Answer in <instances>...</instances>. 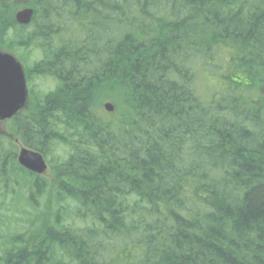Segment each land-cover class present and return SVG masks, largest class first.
<instances>
[{"label":"trees","instance_id":"trees-1","mask_svg":"<svg viewBox=\"0 0 264 264\" xmlns=\"http://www.w3.org/2000/svg\"><path fill=\"white\" fill-rule=\"evenodd\" d=\"M17 49L55 87L6 122L0 189L47 203L0 264H264V0H0ZM14 140L65 155L46 179Z\"/></svg>","mask_w":264,"mask_h":264},{"label":"rangeland","instance_id":"rangeland-1","mask_svg":"<svg viewBox=\"0 0 264 264\" xmlns=\"http://www.w3.org/2000/svg\"><path fill=\"white\" fill-rule=\"evenodd\" d=\"M47 42L50 43L51 40ZM12 54L17 56L21 60L25 68L28 65L31 66L30 63L33 59L38 58L37 53H35L34 55L32 53L27 54L19 49L12 52ZM226 66L227 61L225 60L218 65L219 69L221 70L225 69ZM194 74L195 84L199 89L198 92L205 90L206 86L209 89H212L210 90V92L217 94V92L222 91L225 87V83L219 84V89L217 90L216 80L218 81V79H214V77L210 76L209 73H205V70H202L201 68L194 69ZM213 76H215V72H213ZM30 86L35 95L43 96L54 89L55 82L48 77H36L30 82ZM104 101L109 102L110 99L106 98L102 102ZM3 132L6 138L7 128L4 124H0V133ZM7 146L8 145H6V147ZM17 150L18 147L16 149V152ZM64 155L65 153L62 148L55 147L46 160H51L54 162ZM47 168L49 167L47 166ZM10 184L11 185L9 187L0 189V250L6 247L9 241H11V243L14 242L11 237L23 234L31 224L33 227V222L35 221L37 214L44 210L47 203L44 196L42 201L38 200L39 204L35 206L37 207L36 209L31 208L28 202L29 200L27 189L24 187L26 186V182L21 178V175H15L12 178V182Z\"/></svg>","mask_w":264,"mask_h":264},{"label":"water","instance_id":"water-1","mask_svg":"<svg viewBox=\"0 0 264 264\" xmlns=\"http://www.w3.org/2000/svg\"><path fill=\"white\" fill-rule=\"evenodd\" d=\"M31 9H22L15 14V21L27 25L32 17ZM27 99V89L21 64L10 54L0 51V121L9 119L22 109ZM105 109L112 111L110 104ZM17 162L19 165L37 174L46 173V164L42 155L20 148Z\"/></svg>","mask_w":264,"mask_h":264},{"label":"bare ground","instance_id":"bare-ground-1","mask_svg":"<svg viewBox=\"0 0 264 264\" xmlns=\"http://www.w3.org/2000/svg\"><path fill=\"white\" fill-rule=\"evenodd\" d=\"M46 168H47V166H46Z\"/></svg>","mask_w":264,"mask_h":264}]
</instances>
